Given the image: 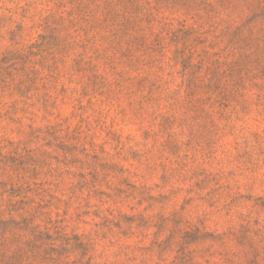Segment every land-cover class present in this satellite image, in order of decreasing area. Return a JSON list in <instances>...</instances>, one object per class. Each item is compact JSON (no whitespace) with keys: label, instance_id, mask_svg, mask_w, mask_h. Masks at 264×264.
Returning a JSON list of instances; mask_svg holds the SVG:
<instances>
[{"label":"rangeland","instance_id":"rangeland-1","mask_svg":"<svg viewBox=\"0 0 264 264\" xmlns=\"http://www.w3.org/2000/svg\"><path fill=\"white\" fill-rule=\"evenodd\" d=\"M0 264H264V0H0Z\"/></svg>","mask_w":264,"mask_h":264}]
</instances>
